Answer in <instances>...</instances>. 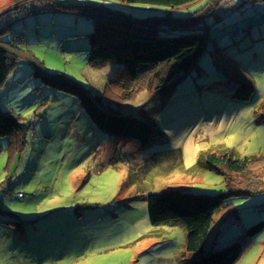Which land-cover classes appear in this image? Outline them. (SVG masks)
Here are the masks:
<instances>
[{"label":"rangeland","instance_id":"1","mask_svg":"<svg viewBox=\"0 0 264 264\" xmlns=\"http://www.w3.org/2000/svg\"><path fill=\"white\" fill-rule=\"evenodd\" d=\"M20 1L0 0V12ZM89 1L136 18L154 14L138 5ZM217 2L191 6L192 12L214 10L198 25L207 36L198 68L165 92L144 86L131 100L110 85L117 65L88 64L91 19L13 12L1 40L18 43L23 59L0 85V109L23 124L24 134L14 153L0 137V264H187L184 225L152 226L143 198L174 190L224 195L225 178L243 195L227 196L214 213L205 247L240 242L234 264H264V229L248 233L264 221V191L255 193L264 190V0ZM43 75L103 96L106 107L144 120L153 139L141 146L110 136L75 95L47 85ZM219 148L258 161L243 175L210 172L203 153Z\"/></svg>","mask_w":264,"mask_h":264},{"label":"trees","instance_id":"2","mask_svg":"<svg viewBox=\"0 0 264 264\" xmlns=\"http://www.w3.org/2000/svg\"><path fill=\"white\" fill-rule=\"evenodd\" d=\"M112 1L138 5L154 14L136 18L89 0L79 3L22 0L13 8L0 12V23L2 20L6 22L0 27V85L9 71L23 59V50L18 43L1 40L5 31L11 29L10 20L14 19L16 13L13 12L17 10L25 14L39 11L71 13L91 19L94 29L89 34L88 64L95 69L107 64L117 65L110 85H116L125 100L135 98V94L142 91L144 86L147 90H152L151 93L164 91L162 89L167 84H177L193 69L198 68V59L207 40L205 29L198 25L213 13V8L192 12L191 6L199 0ZM219 1L216 6L223 0ZM42 78L47 85L75 95L93 123L110 136L131 139L141 146H146L153 139L150 136V126L144 120L131 115H120L116 109L106 107L103 96H90L66 79L48 78L44 75ZM23 134V124L11 116L3 115L0 109V137L9 140L10 153L22 148ZM252 160L258 161L256 158H235L227 148L203 153L204 168L223 176L225 170L243 175L248 171ZM261 163L259 170L264 175V162ZM225 181L229 192L224 195H193L174 190L148 194L143 198L152 226L171 221H179L184 225L187 231L186 250L190 254L187 264H234L240 256V242L219 249L207 250L205 247L214 213L222 207L227 196L243 195L230 188L231 184L226 178ZM262 191L264 190L258 188L255 193ZM249 194L252 193H244ZM263 229L264 221L248 229L249 236Z\"/></svg>","mask_w":264,"mask_h":264}]
</instances>
